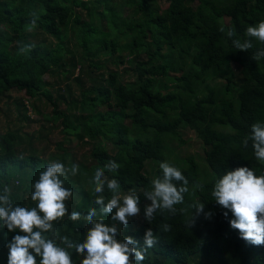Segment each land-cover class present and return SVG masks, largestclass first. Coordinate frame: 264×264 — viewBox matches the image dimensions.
I'll list each match as a JSON object with an SVG mask.
<instances>
[{"label":"trees","instance_id":"obj_1","mask_svg":"<svg viewBox=\"0 0 264 264\" xmlns=\"http://www.w3.org/2000/svg\"><path fill=\"white\" fill-rule=\"evenodd\" d=\"M84 1L0 0V95L13 90L28 98L43 99L51 109L47 118L59 123L63 136L55 148L62 150L67 142H82L89 148L82 171L65 182V187L73 190V196L66 201L69 213L80 212L81 220L71 222L65 218L55 223L58 235L83 240L88 227L83 216L90 208L99 215L100 208L93 203L95 196L89 181L98 166L114 160L120 168L115 172L105 169V175L117 179L122 191L138 192L144 219H130L126 228L121 226L120 238L131 236L138 247H143L146 229L158 236L141 264H224L222 248L237 256L240 264H264V245L255 246L241 239L239 231L229 224L234 219L232 213L211 195L216 179L225 171L249 167L257 175L264 174V163L255 158L252 141L247 147L242 144L250 135L251 125L264 122V58H251L264 44L253 38V48L240 51L231 43L234 38L247 39V27L264 20V0H166L161 13L153 6L155 0H92L102 7L101 11H92ZM133 7L142 17H122L121 8ZM82 10L89 12L90 21L82 20ZM32 12L40 19L36 28L28 31ZM224 18L227 23L222 22ZM229 27L236 37L226 35ZM68 30L89 66L98 69L104 66L93 63V57H114L118 49H128L134 55L136 81L124 85L115 70L100 76L88 75L90 88L72 99V103L79 104L80 112L62 111L64 98L53 97L43 77L67 65L72 70L78 68L75 81H80L89 68L83 66V60L65 58ZM22 44L35 47L24 55L19 52ZM164 78H171L173 83L163 82ZM104 106L108 109L101 111ZM21 107L27 111L24 103ZM183 130L193 132L200 142L204 172L191 158H169L172 154L167 143L177 140V132ZM17 133L0 135V191L8 186L15 204L34 207L30 199L32 184L49 162L32 149L26 155L19 151ZM24 137L28 144L34 138L27 134ZM97 137L112 140L116 152L110 154L94 144ZM163 161L178 167L189 181L185 204L175 207L179 210L189 203L202 202L204 212H213L210 218L200 214L190 228L186 221L191 210L177 211L175 215L158 211L151 223L144 218V205L150 201L143 191L161 175L159 163ZM147 162L158 165L153 178L145 176ZM196 184L203 190L194 188ZM104 195L110 198L111 194L106 190ZM225 211L227 217L223 215ZM110 215L103 217L108 224L113 223ZM165 223L171 225L169 232L160 229ZM16 234L22 233L0 226V264H7L5 244ZM71 257L74 264H80L83 258L75 250Z\"/></svg>","mask_w":264,"mask_h":264},{"label":"clouds","instance_id":"obj_2","mask_svg":"<svg viewBox=\"0 0 264 264\" xmlns=\"http://www.w3.org/2000/svg\"><path fill=\"white\" fill-rule=\"evenodd\" d=\"M30 27L36 28L40 19L36 12L29 14ZM224 32L225 29L221 28ZM226 35L236 37V32L229 27ZM247 39L234 38L232 46L236 50L248 51L253 48L254 38L264 44V20L247 27ZM35 47L34 44H22L21 54L27 55ZM254 61L264 58V48L257 50L251 57ZM252 141L255 158L264 163V122L257 121L251 125L250 135L242 144L248 146ZM120 165L114 160L103 167H97L89 183L92 185L94 204L99 205L98 211L90 208L84 221L88 225L82 241H73L68 235H58L55 223L64 221L76 222L81 220V213L71 211L66 201L73 196V190L65 187L69 176H76L78 164H71L68 168L59 160L49 162L38 173V179L32 184L33 191L30 199L34 207L20 206L12 200L10 187L4 186L0 191V226L6 227L9 232L19 230L5 244L8 249L7 264H74L71 257L73 250L83 257L80 264H141L145 260L148 249L158 242V236L149 228L145 230L143 247L131 236L121 239V226L126 228L130 218L140 214V196L135 189L121 190V185L115 178L105 175V169L115 172ZM161 175L151 180L150 188L143 191V196L150 204L144 205V218L151 223L156 213L164 212L175 215L177 211L188 212L187 227H193L195 219L200 214L210 218L211 212H204V203L192 202L179 210L176 205L185 204V194L190 192L189 181L181 170L169 161L159 163ZM202 189L199 184L193 185ZM107 190L110 198L104 195ZM211 195L215 202L232 213L234 219L229 221L231 228L239 231L240 238L246 242L261 246L264 245V174L257 175L249 167H237L225 171L216 179ZM107 201V202H106ZM228 211L223 215L228 216ZM110 215L113 223L108 224L103 218ZM162 232L171 230L170 224L160 226ZM37 258L39 260L37 261Z\"/></svg>","mask_w":264,"mask_h":264},{"label":"rangeland","instance_id":"obj_3","mask_svg":"<svg viewBox=\"0 0 264 264\" xmlns=\"http://www.w3.org/2000/svg\"><path fill=\"white\" fill-rule=\"evenodd\" d=\"M91 1L92 0H85L84 3H86L92 11L98 8V11L102 10V7L93 4ZM113 1L117 2V0ZM166 4V0H155L153 6L161 13ZM120 11H122V17L129 19L142 17L141 13L136 14L134 7L130 9L121 8ZM81 12L82 20H91L88 11L82 10ZM222 22L227 23V18L222 19ZM102 24L104 26L106 20H103ZM69 26H71V24ZM68 33L69 37L64 42L65 48L68 49L65 58H71L73 56L77 61L83 60V66H89V61L86 59L85 53L78 47L71 31L68 30ZM133 57V53H130L128 49H118L114 57H108L104 54H101L100 57L97 58L93 57V63L100 64L104 66V68L98 69L90 65L86 73L81 75L80 81H75V78L78 75V68L72 70V68L67 65L62 69H54L51 73L49 72L48 74H45L43 78L44 81L47 82V87L53 97L56 98L57 96H62L64 98V101L61 104V110L69 114H75L80 112V106L77 102L76 104L72 103V99L78 98L81 90H88V88H90L91 81L89 80L88 75L100 76L101 74L115 70L119 72V80L121 83L124 85L134 83L136 81V75L134 72L135 61L133 60ZM140 58H145V56L140 54ZM232 68L234 69V66H232ZM65 71L66 73L63 74L62 72ZM169 76L172 77L171 74H169ZM163 82L171 84L173 83V80L171 78H164ZM197 97H199V94ZM22 103L26 106V112L23 111V108L21 107ZM107 109L108 108L104 106L100 110L106 111ZM113 109L118 110L115 106ZM50 111V107L43 99L28 98L23 92L13 90L8 91L0 95V135L7 132L18 131L17 135L19 138L17 142H21V145H18L19 151L26 155L33 150L34 153L41 156L44 160L48 162L59 160L68 168H70L73 163L78 164L79 173L82 171V165L87 159L89 148L83 145L82 142L70 144L67 142L63 145L62 150H57L55 144L62 142L63 136L60 133L59 123H55L47 118L50 116ZM19 112H21L22 115ZM23 115L26 116V119H24ZM25 134L34 136L33 141L30 144H28V140L24 137ZM177 134V140H171L167 143V148L172 154L169 158L173 156L179 159L191 158L198 166L199 171L204 172L205 165L203 162V148L195 137V134L187 130L178 131ZM84 141H89V139L84 138ZM93 143L105 148L110 154L116 152L112 140H109L106 137H97ZM157 169L158 165L153 162H147L144 172L145 176L153 178ZM130 219H134V221L144 220L141 211L138 216L131 217ZM222 250L224 252V264H240L237 256L233 255L229 250L227 251V249L222 248ZM207 264L218 263L207 262Z\"/></svg>","mask_w":264,"mask_h":264}]
</instances>
